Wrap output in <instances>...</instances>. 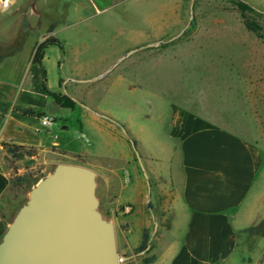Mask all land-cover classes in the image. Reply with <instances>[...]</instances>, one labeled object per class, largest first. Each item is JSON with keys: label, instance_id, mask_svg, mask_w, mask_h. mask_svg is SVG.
I'll return each mask as SVG.
<instances>
[{"label": "rangeland", "instance_id": "obj_1", "mask_svg": "<svg viewBox=\"0 0 264 264\" xmlns=\"http://www.w3.org/2000/svg\"><path fill=\"white\" fill-rule=\"evenodd\" d=\"M77 1L0 0V38L24 40L16 61L27 75L25 83L34 42L54 36L63 49L46 48L40 68L45 71L46 86L72 94L81 106L91 103L125 112L131 105L132 130L145 145H175L170 137L171 104L206 115L218 112L227 122L248 121L264 133V0H243L260 12H244L260 24L259 35L246 28L235 0H123L106 5L97 1L84 9ZM123 55L102 77L78 81L97 77ZM46 110L57 119L68 114L70 125L60 139L66 148H86L75 126L76 119H81L77 108L63 110L48 97ZM123 127L115 125L116 134L134 139ZM109 138L106 146L97 139L100 153L118 154V142ZM156 152L163 155L161 150ZM49 156L38 155L36 163L42 167L24 174L37 177L51 171L54 165L46 164ZM76 159L82 160L81 156ZM34 184L26 181L18 186V204ZM99 207L105 217L114 218L104 202ZM245 238L227 264H264V233H256L247 247Z\"/></svg>", "mask_w": 264, "mask_h": 264}, {"label": "crops", "instance_id": "obj_2", "mask_svg": "<svg viewBox=\"0 0 264 264\" xmlns=\"http://www.w3.org/2000/svg\"><path fill=\"white\" fill-rule=\"evenodd\" d=\"M97 1L106 5L123 0H79L77 4L84 9L96 6ZM23 41L0 38V224L8 221L20 198L12 178L41 168L37 156L50 153L46 164L79 163L97 172L98 197L114 215L117 245L128 257L124 264H227L242 237H246L247 247L256 233H264L263 132L248 121L233 118L235 121L227 122L218 112L206 115L171 104L170 137L175 145L154 142L153 147L132 130L131 105L119 112L76 103L81 119H76L75 126L87 146L69 150L60 140L70 125L68 114L57 119L46 110L50 96L43 84L49 91H59L46 86L45 71L40 69L45 55L42 64L30 61L39 41L34 42L28 58L26 83L25 71L18 68L16 55ZM17 107L52 115L55 122L42 127L38 116L25 115ZM115 125H124V131L134 138L150 181L149 192L129 140L116 134ZM107 137L118 142V154L111 150L100 153L98 143L101 139L106 146ZM3 142L32 147L36 154L12 157ZM27 160L30 162L23 163ZM126 206L129 211L124 210ZM144 229L148 231L147 245L135 251ZM149 258L153 259L144 261Z\"/></svg>", "mask_w": 264, "mask_h": 264}, {"label": "water", "instance_id": "obj_3", "mask_svg": "<svg viewBox=\"0 0 264 264\" xmlns=\"http://www.w3.org/2000/svg\"><path fill=\"white\" fill-rule=\"evenodd\" d=\"M124 57L97 77L78 81L102 77ZM129 142L149 192L141 156L134 140L129 138ZM96 189L94 169L79 163H56L29 189L24 203L7 222L0 239V264H121L128 257L118 251L114 219L100 211Z\"/></svg>", "mask_w": 264, "mask_h": 264}, {"label": "trees", "instance_id": "obj_4", "mask_svg": "<svg viewBox=\"0 0 264 264\" xmlns=\"http://www.w3.org/2000/svg\"><path fill=\"white\" fill-rule=\"evenodd\" d=\"M235 3L237 5L236 7L239 9V11L241 12V15L244 18V24H245L246 28L249 29V30L255 31L259 35L258 29L261 27L260 24L258 22H256V21L246 17L244 12L246 10L252 11V12H255V13H258V14L260 12H258L255 9H253L250 4H248L247 2H244L243 0H235ZM193 24H194V21H191L190 25L192 26ZM49 46H58L60 49H63V45H62V43L60 42V40L57 37L47 36V37H45L44 39H42L41 41H39V42H37L35 44V46L33 48V51H32V54H31V58H30L31 63L32 64H42V60H43L44 55H45V50ZM43 88L47 92V94L54 100V102L57 105H59L60 107L74 109L75 106L77 105L76 102L70 96H68L66 94H63L61 92L49 91V90L46 89L44 84H43ZM15 110H18V111H20L21 113H23L25 115H32V116L36 115L38 117H40V116H42L44 114V113H41V112H35L33 109L28 108V107H17V108H15ZM1 145L3 146V148L6 149V151L12 157H22L24 155L32 156V155L35 154V150L32 147H27V146H24V145H17V144H13V143H5V142L1 143ZM77 161L80 162V163L82 162L80 159H77ZM44 175L45 174H39V176H37V177H32L31 173H26V174H23V175H16V176H14L12 178V183L15 186H20L26 181H30L31 184H34L40 178H42ZM24 201H22L20 204H18L15 207L13 215L17 211L19 206L22 203H24ZM148 206H151V203H148ZM5 230H6V223L5 222H1V224H0V239H1L2 235H3V233L5 232ZM147 242H148V231L146 229H144L141 243L135 249V251L143 250L146 247ZM151 259H153V258L145 259L144 261L145 262H149Z\"/></svg>", "mask_w": 264, "mask_h": 264}, {"label": "built area", "instance_id": "obj_5", "mask_svg": "<svg viewBox=\"0 0 264 264\" xmlns=\"http://www.w3.org/2000/svg\"><path fill=\"white\" fill-rule=\"evenodd\" d=\"M39 122L42 127H49L55 122V118L52 115L43 114L39 117ZM124 210L129 211V206H126Z\"/></svg>", "mask_w": 264, "mask_h": 264}]
</instances>
